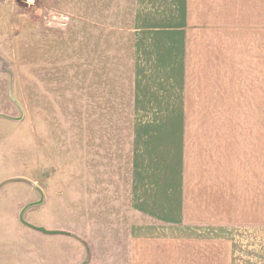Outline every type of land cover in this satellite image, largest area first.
I'll return each instance as SVG.
<instances>
[{
  "label": "crops",
  "instance_id": "crops-1",
  "mask_svg": "<svg viewBox=\"0 0 264 264\" xmlns=\"http://www.w3.org/2000/svg\"><path fill=\"white\" fill-rule=\"evenodd\" d=\"M130 67L126 264H264V0H134Z\"/></svg>",
  "mask_w": 264,
  "mask_h": 264
},
{
  "label": "rangeland",
  "instance_id": "rangeland-1",
  "mask_svg": "<svg viewBox=\"0 0 264 264\" xmlns=\"http://www.w3.org/2000/svg\"><path fill=\"white\" fill-rule=\"evenodd\" d=\"M133 5L0 0V264H126Z\"/></svg>",
  "mask_w": 264,
  "mask_h": 264
},
{
  "label": "water",
  "instance_id": "water-1",
  "mask_svg": "<svg viewBox=\"0 0 264 264\" xmlns=\"http://www.w3.org/2000/svg\"><path fill=\"white\" fill-rule=\"evenodd\" d=\"M21 216H22V214H21ZM21 221L23 222L22 217H21ZM38 229H39V231H43L41 228H38ZM43 232H46V231H43Z\"/></svg>",
  "mask_w": 264,
  "mask_h": 264
}]
</instances>
